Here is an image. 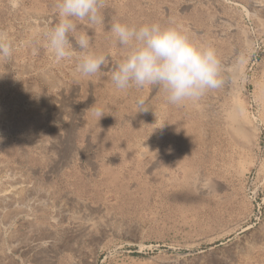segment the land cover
Instances as JSON below:
<instances>
[{
  "label": "rangeland",
  "instance_id": "1",
  "mask_svg": "<svg viewBox=\"0 0 264 264\" xmlns=\"http://www.w3.org/2000/svg\"><path fill=\"white\" fill-rule=\"evenodd\" d=\"M57 3L0 0V264H264V0H105L72 34L93 76L49 51ZM116 22L210 44L221 86L117 89Z\"/></svg>",
  "mask_w": 264,
  "mask_h": 264
},
{
  "label": "clouds",
  "instance_id": "2",
  "mask_svg": "<svg viewBox=\"0 0 264 264\" xmlns=\"http://www.w3.org/2000/svg\"><path fill=\"white\" fill-rule=\"evenodd\" d=\"M105 0H58V23L46 33L48 48L59 62L68 58L74 48L82 53L78 71L84 76L97 74L105 57L88 52L86 35L74 39L76 21L96 24L100 22ZM111 32L119 45L125 49L123 59L117 63L112 81L119 90L132 86L142 89L146 85L163 89L167 101L178 105L196 101L207 91L221 86V61L216 49L210 44L193 41L180 26L171 23H144L139 26L116 22ZM11 55L7 34L0 33V57ZM137 112H145V100H137ZM100 119L102 110L96 111Z\"/></svg>",
  "mask_w": 264,
  "mask_h": 264
},
{
  "label": "bare ground",
  "instance_id": "3",
  "mask_svg": "<svg viewBox=\"0 0 264 264\" xmlns=\"http://www.w3.org/2000/svg\"><path fill=\"white\" fill-rule=\"evenodd\" d=\"M239 126H240V125H239ZM237 136H238V135H237ZM47 244H48V242H47ZM43 246H44V245H43ZM47 246H48V245H47ZM49 246H50V248H51V245H49ZM48 248H49V247H48ZM50 248H49V249H50Z\"/></svg>",
  "mask_w": 264,
  "mask_h": 264
}]
</instances>
